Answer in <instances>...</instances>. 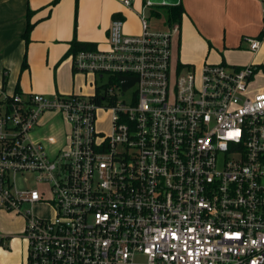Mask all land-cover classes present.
<instances>
[{
    "label": "built area",
    "instance_id": "1",
    "mask_svg": "<svg viewBox=\"0 0 264 264\" xmlns=\"http://www.w3.org/2000/svg\"><path fill=\"white\" fill-rule=\"evenodd\" d=\"M140 20L130 36L113 18L104 49L71 55L94 78L87 96L0 88V211L24 219L23 264H264L258 67L178 65L172 75L177 25L151 31ZM121 77L134 80L125 91ZM48 112L69 126L54 152L34 139Z\"/></svg>",
    "mask_w": 264,
    "mask_h": 264
},
{
    "label": "crops",
    "instance_id": "2",
    "mask_svg": "<svg viewBox=\"0 0 264 264\" xmlns=\"http://www.w3.org/2000/svg\"><path fill=\"white\" fill-rule=\"evenodd\" d=\"M124 0H77L75 17V0H0V88L11 93L16 90L32 93L23 79L31 77L38 71L58 74L70 66V45L73 40L79 43L92 44L95 49H104L108 29L113 18L123 20L124 34L138 36L142 33L140 17L145 11L159 21L151 31H166V12L168 6L153 4L145 7L149 0H129L130 6L123 5ZM184 10L178 25V32L171 38L178 39V65L194 67L199 61L197 53L206 52L215 56L223 48L224 56L231 57L230 64H243L238 59L235 47L241 46L244 40L245 54L251 59L245 63L260 68L264 67V0H179ZM29 21L34 26L28 42L23 38ZM76 18V31L73 34ZM146 18V17H145ZM173 26V25H172ZM264 30V29H263ZM75 38V39H74ZM246 38L259 40L256 52H251ZM223 55L210 64H226ZM236 56V57H235ZM27 67L22 69V61ZM63 61V62H62ZM208 56L202 64L209 63ZM62 62V63H60ZM239 67V66H231ZM195 68V67H194ZM3 80L5 84L3 85ZM31 87V85H30ZM67 90V89H65ZM38 91L46 96H54V88L41 86ZM36 132L34 133V136ZM45 142V138L41 139ZM39 140V139H38ZM1 242L7 241L0 237ZM15 238L10 237L11 246L15 247ZM22 239V235L19 236ZM22 241V240H21ZM0 247V264H23L26 248L10 255L8 243ZM24 242V241H22ZM25 245V243H24ZM16 248V247H15Z\"/></svg>",
    "mask_w": 264,
    "mask_h": 264
},
{
    "label": "rangeland",
    "instance_id": "3",
    "mask_svg": "<svg viewBox=\"0 0 264 264\" xmlns=\"http://www.w3.org/2000/svg\"><path fill=\"white\" fill-rule=\"evenodd\" d=\"M76 6H77V0H75V17H76ZM145 17L148 22L149 29L151 27H156L159 25V21L150 15L149 10L145 11ZM76 18L74 22V29H73V34L75 35L76 31ZM264 27L261 29V32L263 31ZM75 39V38H74ZM240 42H242L241 46H237L234 48L233 51L238 52L239 56L238 59L241 61H244L243 64H230V58H226L224 56L223 48L221 47L218 52L214 50L215 56L209 55V53L202 52V53H197V57L200 59L197 62H194L193 65L198 71L201 68L202 60H204L208 56V61L211 63V61L218 60L220 59V56L223 55L226 61V64L228 66H239V67H244L247 66V62L251 59L250 55L245 54V43L244 40L240 39ZM100 49L103 47L100 46ZM236 57V56H235ZM178 39L173 38L172 40V45H171V73L174 75L175 70L177 69L178 66ZM63 62V61H62ZM60 62V63H62ZM218 62H220L218 60ZM258 67V66H257ZM26 83L29 85L28 90L32 94H37V95H44L45 92L38 91V89L41 86H51L54 88V95H68V94H77V95H89L93 92L92 90V84L94 81V78L90 74H84L82 72L75 71L72 66V58H70V66L61 71L58 74L52 73L49 74L44 71H38L35 73L34 76L30 75H25L23 78ZM31 85V87H30ZM67 89V90H65ZM250 91L253 93L256 92H261L264 91V72L263 70L258 67L257 72L253 76L252 84L250 86ZM131 94V91L128 92V96ZM101 116V117H100ZM100 117V123L98 124V128L102 129L103 131L108 130V120L109 116L108 115H99ZM69 131V126L67 123L64 121V119L57 113V112H48L45 113L42 118L40 119L38 123V129L35 131L36 136H34V139L40 141L41 139L45 138V142H43L44 146L47 147L50 152H54L58 150L59 147H61L65 143L66 136ZM39 139V140H38ZM43 141V140H42ZM30 209L29 206H25L22 211ZM33 211L35 214H38L43 217H48L50 213L48 212L47 209H43L42 207H34ZM23 226H24V219L21 215L16 214L15 212H5V211H0V237H3L4 240L0 242V247H6L7 242L10 241V237L13 236L15 239L13 240L15 242V247L10 245L12 242L8 243V248H5L6 250L10 249V255L13 256V253H16L19 248L22 250L26 248L27 250V244L23 241L22 239H19V236L23 234ZM9 240V241H8ZM22 240V241H21ZM25 243V245H24ZM136 262L139 264H145L146 260L142 256H137L136 257ZM24 262V261H23ZM21 264V263H20Z\"/></svg>",
    "mask_w": 264,
    "mask_h": 264
},
{
    "label": "trees",
    "instance_id": "4",
    "mask_svg": "<svg viewBox=\"0 0 264 264\" xmlns=\"http://www.w3.org/2000/svg\"><path fill=\"white\" fill-rule=\"evenodd\" d=\"M57 2V0H54V2L52 3V5H55ZM184 13V10H183V7L182 5L179 3L178 5L176 6H168V10L166 12V24H168L169 26H172V25H178L180 24V21H181V17ZM29 12L27 13V17H28V20H27V25H26V29H25V32L23 34V38L25 39L26 42H28V39H29V34L34 26L33 23H30L29 21ZM264 33V30L261 32V34ZM81 50H95V47L92 45V44H86V43H79L77 42L76 40H73L71 42V45H70V50H69V54H74L78 51H81ZM27 67V63H26V60L23 59L22 61V69H25ZM264 72V67L261 68ZM5 84V80H3V85ZM16 92H18V90H16Z\"/></svg>",
    "mask_w": 264,
    "mask_h": 264
},
{
    "label": "water",
    "instance_id": "5",
    "mask_svg": "<svg viewBox=\"0 0 264 264\" xmlns=\"http://www.w3.org/2000/svg\"><path fill=\"white\" fill-rule=\"evenodd\" d=\"M179 0H149L150 3L152 4H157V5H165V6H176L179 4ZM121 84H122V89L125 91L128 88H130L134 80L132 79H127V78H120Z\"/></svg>",
    "mask_w": 264,
    "mask_h": 264
}]
</instances>
